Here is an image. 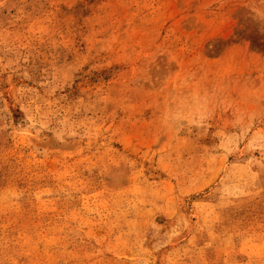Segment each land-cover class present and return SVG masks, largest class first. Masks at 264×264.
<instances>
[{"label": "rangeland", "instance_id": "1", "mask_svg": "<svg viewBox=\"0 0 264 264\" xmlns=\"http://www.w3.org/2000/svg\"><path fill=\"white\" fill-rule=\"evenodd\" d=\"M0 264H264V0H0Z\"/></svg>", "mask_w": 264, "mask_h": 264}]
</instances>
